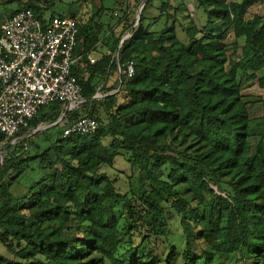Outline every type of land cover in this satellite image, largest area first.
I'll return each instance as SVG.
<instances>
[{"label":"trees","instance_id":"trees-1","mask_svg":"<svg viewBox=\"0 0 264 264\" xmlns=\"http://www.w3.org/2000/svg\"><path fill=\"white\" fill-rule=\"evenodd\" d=\"M10 2L17 9L4 18L75 20L72 73L83 115L99 125L63 137L80 111L52 103L3 144L64 122L55 139L24 138L0 156V264H264V102L251 116L241 93L249 81L264 89V0H126L107 31L103 5L78 19L55 14L56 0ZM119 156L122 192L102 170Z\"/></svg>","mask_w":264,"mask_h":264},{"label":"built area","instance_id":"built-area-1","mask_svg":"<svg viewBox=\"0 0 264 264\" xmlns=\"http://www.w3.org/2000/svg\"><path fill=\"white\" fill-rule=\"evenodd\" d=\"M76 35L75 20L66 16L41 22L30 10H19L3 19L0 24V147L27 128L42 106L61 103L62 107L80 108L84 101L81 86L72 73L81 58L74 55ZM86 58L90 63L96 61L91 55ZM125 71L127 77L133 75L132 62L127 63ZM98 125L93 117L80 115L67 121L62 135L92 134Z\"/></svg>","mask_w":264,"mask_h":264},{"label":"rangeland","instance_id":"rangeland-1","mask_svg":"<svg viewBox=\"0 0 264 264\" xmlns=\"http://www.w3.org/2000/svg\"><path fill=\"white\" fill-rule=\"evenodd\" d=\"M120 2L119 5H115L113 0H90L89 2H85L83 0H56L54 7L52 8V11L55 14H61L62 12L66 13L69 9L72 10L75 14L77 13V18L82 19L90 16L93 12H95L101 5L104 6L105 10H102L100 13V22L103 23V29L108 30L111 26L115 25L118 17L122 15V11L120 10V6L124 8L126 0H118ZM117 1V2H118ZM131 2L133 0H130ZM188 3V10L190 12V15H194L193 6L190 3ZM17 9L15 3H11L10 0H0V19L4 18L5 15L9 14L10 11ZM139 8L134 9V11H137ZM258 7H253V9L246 14V18H249L250 15L254 12H257ZM51 11H46L45 16H49ZM133 11L132 16L133 18ZM130 19V18H129ZM105 31V32H106ZM120 31V27L117 28L116 32L118 33ZM225 41L227 43H231L234 41L233 34L229 30L228 33L224 37ZM99 51L105 52L106 48L103 45L98 46ZM101 52H99L97 55L101 56ZM116 75L114 73L110 74L108 79H106L104 82L107 85H110L112 79L115 78ZM103 82H100L96 86V95H97V103L95 105V109L99 110V117L103 118V112L99 106V101L103 97L104 94V88H102ZM114 85V84H113ZM115 86V85H114ZM118 89H116L117 91ZM106 92V91H105ZM243 99L246 102H252L254 103L253 107H249V114L251 116H260L263 111L262 103L264 102V89H261L258 87L257 83L255 81H249L246 84H244L242 91ZM83 103L81 104L79 111L80 115L85 114L82 110V105L85 103V99H83ZM86 110H88L90 107L85 106ZM63 123L60 119L58 121L52 122L51 125H54V127L46 128L42 134L32 137L34 132L27 131L26 134L20 135L15 140L12 141L10 147L1 146L0 147V156L3 157L7 153L11 152L12 149H14L16 146L18 147V143L23 140L24 138H31L33 141H39L40 138L43 135L51 136L53 139L56 138L57 134L59 132H62L63 130ZM42 125H49L47 122ZM43 127V126H42ZM16 141V142H15ZM114 168H103L102 170L105 171L110 178H118L115 187H117L118 190L121 192L124 190L123 186H126V179L129 175L128 170V164L119 156L115 159L114 162ZM172 229L176 230V226L172 223ZM0 254L1 255H7L5 250L0 246ZM231 258L228 259V262Z\"/></svg>","mask_w":264,"mask_h":264},{"label":"crops","instance_id":"crops-1","mask_svg":"<svg viewBox=\"0 0 264 264\" xmlns=\"http://www.w3.org/2000/svg\"><path fill=\"white\" fill-rule=\"evenodd\" d=\"M99 52H101V51H99V48H98V51H97V52H96V50H95V51H93L92 53H90V55H91L92 57H95V58L97 59V58L100 57V56L97 55ZM101 53H102V52H101Z\"/></svg>","mask_w":264,"mask_h":264},{"label":"water","instance_id":"water-1","mask_svg":"<svg viewBox=\"0 0 264 264\" xmlns=\"http://www.w3.org/2000/svg\"><path fill=\"white\" fill-rule=\"evenodd\" d=\"M140 9H141V8L139 7L138 12L140 11Z\"/></svg>","mask_w":264,"mask_h":264}]
</instances>
